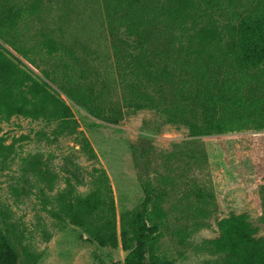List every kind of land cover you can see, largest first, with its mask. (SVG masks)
Returning a JSON list of instances; mask_svg holds the SVG:
<instances>
[{
	"label": "rangeland",
	"instance_id": "374dc122",
	"mask_svg": "<svg viewBox=\"0 0 264 264\" xmlns=\"http://www.w3.org/2000/svg\"><path fill=\"white\" fill-rule=\"evenodd\" d=\"M11 8L22 16L7 35L35 63L1 35L0 49L64 99L78 122L61 130L59 121L43 116L0 118V233L19 264L123 261L137 241L147 182L166 189L163 205L175 231L162 228L154 236L148 262H219L208 240L232 213L247 214L264 238V0H0V15ZM209 22L217 24L222 46L211 60L185 61L190 37ZM254 34L260 50L247 59L245 40ZM48 40L57 47L52 52ZM154 61L187 69L182 86L200 91L197 115L219 121L220 131L193 135L160 110H128L120 73ZM73 80L95 89V103L119 105V121H105L70 97ZM34 155L57 174L53 189L28 168ZM68 177L73 201L111 186L116 246L100 245L70 220ZM198 188L211 195L204 211ZM179 229L186 231L183 243Z\"/></svg>",
	"mask_w": 264,
	"mask_h": 264
},
{
	"label": "trees",
	"instance_id": "16d2710c",
	"mask_svg": "<svg viewBox=\"0 0 264 264\" xmlns=\"http://www.w3.org/2000/svg\"><path fill=\"white\" fill-rule=\"evenodd\" d=\"M186 1V0H181ZM20 9H9L2 11L0 15V35L5 41L21 55L25 56L31 63H35L30 55L24 53L8 37V33L17 27L21 19ZM252 33V31L250 29ZM244 38L248 30L243 31ZM222 36L218 26L214 22L206 23L199 27L190 37L188 54L185 61L196 60V58L211 60L215 56V49L222 46ZM245 39V38H244ZM53 40H48V51L52 52L57 47ZM245 57H255L259 52L258 39L254 34L252 40H245ZM239 59L243 62L242 56ZM159 64L145 63L136 65L130 71L123 69L122 76L123 100L128 110L139 111L151 108L163 112L167 122L183 124L190 128L193 135L211 134L220 131L221 123L213 122L211 116L197 115L199 107V90L193 86H182L186 78L187 69L170 68L168 62ZM67 93L77 102L84 105L93 115L108 121L118 122L123 116L119 105H111L105 108L92 100L95 89L91 85H85L81 81L73 80ZM182 97L178 98V91ZM219 88V87H218ZM175 101H170L176 96ZM15 115L31 117L43 116L51 121H59L61 130L65 127L74 129L78 126L77 119L70 105L59 95L54 93L46 83L36 79L30 72L25 70L11 58L4 50L0 49V118L9 119ZM27 166L41 181L46 182L49 188L55 186L57 174L51 173L49 169L44 170L40 166L38 155L26 159ZM73 173V172H72ZM77 177V183L83 180ZM69 186V199L65 201L67 215L70 220L80 225L90 233L100 245L116 246V206L111 186L104 184L92 191L85 198L70 197L74 184L67 178ZM104 187L106 189H104ZM196 195L206 210L207 197L211 196L202 189L196 190ZM144 200L137 214L138 236L134 247L129 251L123 261L113 264H157L148 262L147 251L154 236L164 228L169 234H174L170 227L169 212L163 205L167 191L165 188L147 182L144 187ZM62 194V197L67 196ZM67 196V197H68ZM198 206V205H197ZM182 235L180 242L186 239V231L179 229ZM218 235L208 240L210 249L220 255L219 262L210 264H264V238L257 237V228L253 226L245 213H232L218 220ZM184 232V233H183ZM19 253L6 236L0 233V264H19ZM160 264H164L163 262Z\"/></svg>",
	"mask_w": 264,
	"mask_h": 264
}]
</instances>
